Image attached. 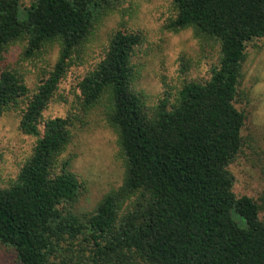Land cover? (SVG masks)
I'll return each mask as SVG.
<instances>
[{"label": "trees", "instance_id": "trees-1", "mask_svg": "<svg viewBox=\"0 0 264 264\" xmlns=\"http://www.w3.org/2000/svg\"><path fill=\"white\" fill-rule=\"evenodd\" d=\"M130 1L0 0V120L19 109L20 131L36 139L0 185V249L14 264H264V193L238 197L230 170L246 146L235 104L249 46L264 39V0H173L165 29L191 30L216 61L151 105L136 88L143 34L113 32L67 115L46 117L96 31ZM18 45L24 62L58 49L34 91L7 64ZM94 116L117 136L124 173L81 212L88 185L66 155Z\"/></svg>", "mask_w": 264, "mask_h": 264}, {"label": "rangeland", "instance_id": "rangeland-1", "mask_svg": "<svg viewBox=\"0 0 264 264\" xmlns=\"http://www.w3.org/2000/svg\"><path fill=\"white\" fill-rule=\"evenodd\" d=\"M23 2L29 5L31 0ZM172 2L131 0L121 11L109 16L84 50L82 61L77 60L71 67L56 101L46 111V117L67 115L79 93V82L101 58L111 34L117 30L141 32L145 38L134 62L139 67L136 88L149 97L150 105L162 93L173 92L180 82L207 78L210 66L216 61L215 53L211 48L203 51L191 30L172 33L165 29L173 17ZM22 48L23 45L13 47L6 61L25 75L28 86L34 91L41 79L54 68L58 49L53 48L37 59L24 62ZM184 61L187 72H182ZM243 71L242 96L235 106L247 115L242 133L246 146L230 170L235 176L236 195L257 200L264 193V39L250 44ZM20 114L18 109L0 120L1 186H8L16 179L36 143L35 138L20 131ZM102 119L101 116L90 118L91 127L77 134L66 155L73 158V171L88 185L89 192L79 205L81 212L91 210L103 194L122 184L124 168L117 136ZM261 217H264V212ZM14 261L15 255L0 249V264H14Z\"/></svg>", "mask_w": 264, "mask_h": 264}]
</instances>
